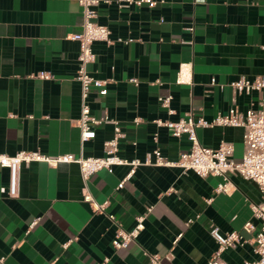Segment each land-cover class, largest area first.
Wrapping results in <instances>:
<instances>
[{
    "label": "crops",
    "instance_id": "crops-1",
    "mask_svg": "<svg viewBox=\"0 0 264 264\" xmlns=\"http://www.w3.org/2000/svg\"><path fill=\"white\" fill-rule=\"evenodd\" d=\"M110 1L96 7V21L110 28L112 42L96 41V60L88 65L107 83L92 87L89 104L96 117L118 122L122 157L145 160L159 148L176 161L191 143L157 120L189 113L212 120L232 106L246 112L259 104L264 92L237 93L231 82L264 75V0ZM82 25L77 0H0V154H104L114 123L96 125L95 138L83 145L75 124L80 45L68 36ZM183 63L191 67V83L177 82ZM41 71L52 77H36ZM170 95L163 106L159 98ZM197 134L209 147L233 142L234 160L244 153L242 126L200 127ZM129 170L117 165L85 182L77 163L32 161L22 165L19 195L12 197L9 169L0 166V264H149L150 254L162 256L161 264H207L219 248L210 232L214 225L242 236L221 258L231 264L259 258L261 220L252 210L263 199L257 183L237 173L226 181L177 166L140 165L119 189ZM221 183L228 191L217 190ZM87 193L99 204L108 202L106 213L93 210ZM108 214L126 230L144 215L145 227L127 248H115L117 225ZM248 221L255 226L251 232L244 227Z\"/></svg>",
    "mask_w": 264,
    "mask_h": 264
},
{
    "label": "built area",
    "instance_id": "built-area-1",
    "mask_svg": "<svg viewBox=\"0 0 264 264\" xmlns=\"http://www.w3.org/2000/svg\"><path fill=\"white\" fill-rule=\"evenodd\" d=\"M82 8L83 28L82 31L69 34V38L79 42L80 50L78 55L79 66L76 72V79L81 85V111L80 116L75 120V124L80 128V139L83 145L87 140L95 138L96 132L94 127L103 122H113L115 125L114 135L104 142V154L102 156H76L73 153H63L55 156L43 154L40 151L21 150L14 155L0 154V166L9 169V185L6 188L9 196L19 195L20 189V171L24 163L32 161H43L50 166H57L60 163H77L80 167L82 178L86 182L91 175L100 170L106 169L109 172L114 171L117 165H128L130 170L127 175L119 182L118 188H122L136 172L140 165H158V166H177L186 171H194L201 177L209 175L221 176L228 181L230 173H237L241 177L252 180L259 186L263 199L258 204H252L253 216L261 220V225L255 236L256 253L259 258L255 261H247L246 264H264V94L260 97L259 104L256 107H250L246 112L240 111L236 106H232L227 113H219L212 120H207L204 116L196 117L189 113L187 117H182L176 121L157 120L158 125L168 127L176 137L186 135L190 141L188 150L182 152L176 161L165 158L160 149L156 148L150 153L145 160L126 159L120 155L119 142L124 136L117 121H111L106 116L96 117L91 112L89 104V95L93 86L101 88L106 85L107 80H102L92 76L88 70V65L96 60V53L93 44L96 41L112 42L111 30L107 25L100 24L96 21V7L101 2H111L110 0H77ZM120 3L127 4L148 3L149 6H155L156 0H119ZM189 64L183 63L180 66L177 82L191 83L192 72ZM38 78H51L50 72L41 71L36 75ZM132 82L137 83V78H131ZM215 82V79H213ZM232 88L237 93L250 94L257 90L264 92V75L256 76L253 80L242 77L231 82ZM172 96L160 97L159 101L163 106H169ZM172 113L173 111L170 110ZM215 126H242L244 128L243 142L244 153L240 160H234L235 145L233 142L222 140L217 147L203 145L198 137L197 129L200 127ZM218 191H228V183H221L217 187ZM85 201L92 205L95 212L106 213L108 202L103 204L97 203L92 194L85 195ZM152 207L147 208V212ZM112 222L116 223L117 230L112 243L115 248H127L134 242L139 233L144 229V215L137 217V224L131 230L124 229L116 220L113 214H108ZM38 220L33 221L28 232L34 228ZM249 232L255 229L251 221L244 225ZM211 235L218 242L217 252L210 258L207 264H231L221 258V253L228 247H235L241 242L242 236L238 232L222 233L216 225L211 228ZM179 234L174 240L176 244ZM68 243L65 244L67 246ZM172 254L168 255V258ZM162 256L159 254H150L149 264H161ZM2 262V259H0Z\"/></svg>",
    "mask_w": 264,
    "mask_h": 264
},
{
    "label": "rangeland",
    "instance_id": "rangeland-1",
    "mask_svg": "<svg viewBox=\"0 0 264 264\" xmlns=\"http://www.w3.org/2000/svg\"><path fill=\"white\" fill-rule=\"evenodd\" d=\"M243 155V154H242ZM242 158V157H241Z\"/></svg>",
    "mask_w": 264,
    "mask_h": 264
}]
</instances>
